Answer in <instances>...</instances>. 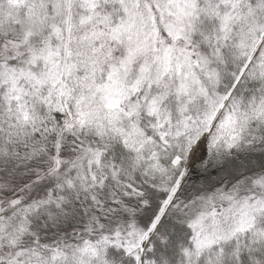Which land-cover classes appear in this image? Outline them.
Wrapping results in <instances>:
<instances>
[{
	"label": "snow or ice",
	"instance_id": "6c2138e0",
	"mask_svg": "<svg viewBox=\"0 0 264 264\" xmlns=\"http://www.w3.org/2000/svg\"><path fill=\"white\" fill-rule=\"evenodd\" d=\"M0 264H264V0H0Z\"/></svg>",
	"mask_w": 264,
	"mask_h": 264
}]
</instances>
